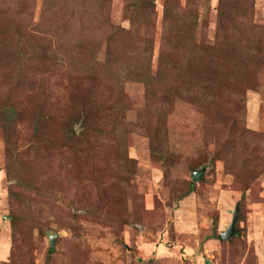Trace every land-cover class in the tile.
<instances>
[{
	"label": "rangeland",
	"instance_id": "obj_1",
	"mask_svg": "<svg viewBox=\"0 0 264 264\" xmlns=\"http://www.w3.org/2000/svg\"><path fill=\"white\" fill-rule=\"evenodd\" d=\"M8 1L0 0V30L14 19L55 24L53 44L68 42L84 60L95 52L103 60L110 39L129 40L131 0H110L111 25L126 30L117 35L100 19L52 20L46 0H30L20 15ZM77 2L84 15L86 2ZM155 3L141 27L154 73L164 47V0ZM223 3L231 22L221 38L233 43L221 59L192 62V73L213 82L200 101L177 94L165 104L133 80L93 84L65 60L21 73L0 65V103L22 99L16 131L0 120V264H264V0ZM198 5L213 41L220 0ZM86 98L97 99L94 120L104 128L67 148L60 122ZM49 111L56 123L33 138L35 113ZM72 126L80 134V121ZM236 206L237 232L220 238Z\"/></svg>",
	"mask_w": 264,
	"mask_h": 264
},
{
	"label": "trees",
	"instance_id": "obj_2",
	"mask_svg": "<svg viewBox=\"0 0 264 264\" xmlns=\"http://www.w3.org/2000/svg\"><path fill=\"white\" fill-rule=\"evenodd\" d=\"M84 1L88 9L87 12L84 11V15L79 11L77 0H46L45 11L51 13L52 20L57 18L67 23L75 18L95 21L100 19L106 27L110 26L112 35L126 32L122 27L111 25L108 15L110 0ZM198 1L187 0V4L183 6L180 0H164L162 15L164 47L161 50L155 73L151 71L152 59L148 53L152 42L151 35H143L141 32V27L148 26L155 17V0H131L128 8L131 21V28L127 33L129 40L113 42L110 39L103 60L97 57L96 52L86 60L82 59L72 50L73 46L68 42H57L54 45L49 35L56 33L55 24H38L29 27L28 24H24L23 19L22 22L14 19L11 25L4 26L0 30L1 69H15L21 73V71L34 67V70L42 69L50 63L59 65L65 60L68 64L74 65L78 75L81 74V77H85L93 84L103 81L102 84L107 83L118 87L124 80H133L145 85L148 97L160 96L161 102L165 104L172 103L177 94L194 100H203L213 87V82L192 73V62L196 60L202 62L201 54L209 55L212 59L208 61L210 63L214 61V58L221 59L222 54H217V52L220 49L227 51L233 42L221 38L225 33L226 24L231 22L230 14L224 8V0H220L217 30L213 41L208 39V35L202 31V24L199 23ZM2 2L10 3L8 0H2ZM28 3L30 0H17V5L20 6L19 15ZM92 12L94 13L90 14ZM74 32L72 31L73 34ZM140 43L145 44L144 51L140 50ZM85 101L74 115L66 116L60 122L58 130L66 139L67 148H72L79 139L82 140L84 134L91 130H103L104 128L94 120L93 107L97 99L86 98ZM20 103L22 99L19 94L16 96L8 94L4 102L0 103V120L4 129L16 131L14 127L20 118L17 109ZM54 116L55 114L51 111L35 113L32 121L33 138L39 136L37 134L41 133L46 123L50 121L56 123ZM74 121H80L82 131L78 135L72 126ZM7 140L8 143L16 146L19 137L13 140V137L8 136ZM46 140L51 142V136L47 135ZM76 147L75 150H77ZM18 175L21 178L29 177L25 173H18ZM194 186L195 183L191 181L188 190H193ZM219 237L221 238V235Z\"/></svg>",
	"mask_w": 264,
	"mask_h": 264
},
{
	"label": "water",
	"instance_id": "obj_3",
	"mask_svg": "<svg viewBox=\"0 0 264 264\" xmlns=\"http://www.w3.org/2000/svg\"><path fill=\"white\" fill-rule=\"evenodd\" d=\"M205 171H206V167L205 166L201 167L198 170H195L193 172V175H192V180L197 182L200 179H202V176H203ZM237 216H238V206H236V208L232 212V220H231L230 224L228 225L227 229L225 231L221 232V237L223 239H229L231 236L236 234L237 229L235 228V223H236V220H237ZM54 243H55V238L53 236L51 238V244L54 245Z\"/></svg>",
	"mask_w": 264,
	"mask_h": 264
}]
</instances>
